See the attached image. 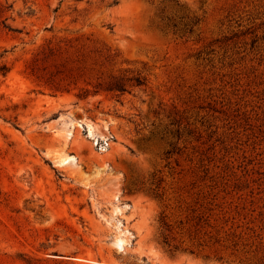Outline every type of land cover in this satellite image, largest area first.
Wrapping results in <instances>:
<instances>
[{
    "label": "rangeland",
    "instance_id": "rangeland-1",
    "mask_svg": "<svg viewBox=\"0 0 264 264\" xmlns=\"http://www.w3.org/2000/svg\"><path fill=\"white\" fill-rule=\"evenodd\" d=\"M0 264H264V0H0Z\"/></svg>",
    "mask_w": 264,
    "mask_h": 264
},
{
    "label": "trees",
    "instance_id": "trees-1",
    "mask_svg": "<svg viewBox=\"0 0 264 264\" xmlns=\"http://www.w3.org/2000/svg\"><path fill=\"white\" fill-rule=\"evenodd\" d=\"M162 18L169 19L167 15L163 12ZM128 80H132L133 84H141L143 82V79L140 76H134L131 78H128ZM106 88L108 90H116L118 92H123L126 90V85L122 77L116 76L112 77V80L107 84Z\"/></svg>",
    "mask_w": 264,
    "mask_h": 264
},
{
    "label": "bare ground",
    "instance_id": "bare-ground-1",
    "mask_svg": "<svg viewBox=\"0 0 264 264\" xmlns=\"http://www.w3.org/2000/svg\"><path fill=\"white\" fill-rule=\"evenodd\" d=\"M89 133H91V131H90V126H89ZM63 160V159H62Z\"/></svg>",
    "mask_w": 264,
    "mask_h": 264
}]
</instances>
